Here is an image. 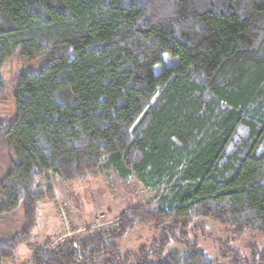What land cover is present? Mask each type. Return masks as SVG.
<instances>
[{
    "label": "trees",
    "instance_id": "trees-1",
    "mask_svg": "<svg viewBox=\"0 0 264 264\" xmlns=\"http://www.w3.org/2000/svg\"><path fill=\"white\" fill-rule=\"evenodd\" d=\"M18 53L45 64L21 75L15 117L0 123L16 155L0 213L25 217L0 240V264L28 244L52 197L38 191L48 173L115 171L167 192L110 233L32 246L33 264H215L185 233L188 253L166 251L168 235L199 219L264 235V0H0V93ZM166 55L177 62L166 67ZM139 224L159 229V242L123 254L118 242ZM232 264H264V250Z\"/></svg>",
    "mask_w": 264,
    "mask_h": 264
},
{
    "label": "rangeland",
    "instance_id": "rangeland-1",
    "mask_svg": "<svg viewBox=\"0 0 264 264\" xmlns=\"http://www.w3.org/2000/svg\"><path fill=\"white\" fill-rule=\"evenodd\" d=\"M176 62L177 60L169 55L165 56L166 67ZM44 64V59L27 61L19 53L4 64L2 67L4 87L0 93V123L9 126L15 117L14 95L21 75L28 71H39ZM163 69L162 65L155 67L156 73H161ZM15 160V153L4 140L0 139V181ZM38 191L51 192L52 197L39 205L37 224L32 230L28 244L22 245L15 258L5 261V264H33L32 246L54 247L66 240L84 239L88 233H110L116 229L117 220L125 211L138 207L156 211L160 208L167 186L148 189L136 176L123 180L115 171L89 173L76 181H67L48 173L40 181ZM24 226L22 207L10 214L0 213V240L7 241L13 238ZM184 233L189 243L196 244L215 264H232L233 256L237 253L240 257L252 260L255 251L264 250L263 234L250 232L238 236L232 229L212 219H199L187 230H178L175 234L176 239L168 235L170 242L167 252H189L185 244L177 240ZM160 238L161 231L154 225L139 224L118 242V246L123 254L138 255L141 249H150ZM150 259L157 261L154 257ZM132 264L137 263L133 261Z\"/></svg>",
    "mask_w": 264,
    "mask_h": 264
}]
</instances>
